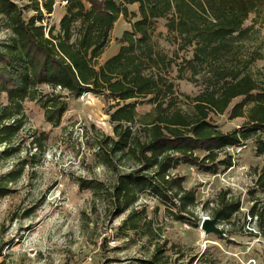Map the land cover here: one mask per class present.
I'll use <instances>...</instances> for the list:
<instances>
[{
    "label": "trees",
    "instance_id": "obj_1",
    "mask_svg": "<svg viewBox=\"0 0 264 264\" xmlns=\"http://www.w3.org/2000/svg\"><path fill=\"white\" fill-rule=\"evenodd\" d=\"M29 1L0 0V13L11 31L0 42V94L7 100L0 119L12 120L3 122L0 142L11 141L20 127L26 99H37L46 122L57 124L67 110L65 97L103 95L112 134L98 139V161L115 173V180L110 187L96 183L90 188L93 194L104 193L113 216L149 193L176 220L189 219L196 226L195 191L172 171L184 163L216 174L232 166V155L224 148L248 141L258 155L264 154V80L253 71L264 56L257 30L245 24L259 14L264 0H62L57 30H46L43 21L56 0ZM132 4L137 11L130 12ZM120 16L130 27L117 38V52L98 63ZM160 19L164 34L157 28ZM159 37L176 46L172 53L160 46ZM175 79L201 88L180 98ZM144 104L146 110L139 112ZM224 113L243 121L223 131L213 115ZM3 151L10 155L9 149ZM253 169L249 192H264V161ZM20 170L0 177V198L10 192L8 183L17 181ZM229 194L228 189L218 192L211 217L230 222L236 215L240 198ZM139 213L131 211L123 228L136 230ZM248 214L264 231V203L252 197ZM164 251V244L158 246L146 263L162 264Z\"/></svg>",
    "mask_w": 264,
    "mask_h": 264
},
{
    "label": "rangeland",
    "instance_id": "obj_2",
    "mask_svg": "<svg viewBox=\"0 0 264 264\" xmlns=\"http://www.w3.org/2000/svg\"><path fill=\"white\" fill-rule=\"evenodd\" d=\"M14 1L23 5L30 2ZM64 4L56 0L53 11L43 14L46 30L49 26L58 29ZM128 8L130 12L137 11V4ZM164 22L160 19L157 23L163 34ZM245 24H253L257 30L264 56V6ZM129 27L120 16L98 63L117 52L116 40ZM10 34L6 18L0 13V42ZM158 42L168 53L176 48L163 38L159 37ZM253 71L257 79L264 80V57L253 64ZM170 74L176 75L175 66ZM175 84L180 98L194 95L201 88L186 79H175ZM41 90L49 88L42 86ZM65 100L67 110L57 124L46 122L37 99L24 100L20 127L11 141L0 142V177L21 168L17 181L8 183L10 192L0 198V264H147L146 260L162 244V264H264V231L248 214L252 197L264 203L263 191L249 192L253 168L264 161V154L258 155L253 142L240 145L232 166L216 174L184 163L172 171L184 176L185 188L195 191L196 226L189 219L176 220L149 193L141 194L130 210L113 216L104 193L93 194L90 188L96 183L110 187L115 180V173L98 161V139L112 134L106 113L108 101L103 95L88 92ZM6 103L5 95L0 94V109ZM146 108V104L138 106L139 112ZM213 119L223 131L243 121L231 119L227 113L213 115ZM3 122L12 120L0 119V128ZM5 149L10 155L3 153ZM127 169V165L122 167ZM224 189L229 190V196L240 198V209L230 222L218 220L223 234L206 235L199 221L202 217L212 218L214 199ZM136 210L142 217L138 228L124 229L123 220Z\"/></svg>",
    "mask_w": 264,
    "mask_h": 264
},
{
    "label": "water",
    "instance_id": "obj_3",
    "mask_svg": "<svg viewBox=\"0 0 264 264\" xmlns=\"http://www.w3.org/2000/svg\"><path fill=\"white\" fill-rule=\"evenodd\" d=\"M199 225L201 230L205 232V234L214 233V234H223L222 228L218 224V218L216 216L210 217H202L199 221Z\"/></svg>",
    "mask_w": 264,
    "mask_h": 264
},
{
    "label": "built area",
    "instance_id": "obj_4",
    "mask_svg": "<svg viewBox=\"0 0 264 264\" xmlns=\"http://www.w3.org/2000/svg\"><path fill=\"white\" fill-rule=\"evenodd\" d=\"M240 150V146H227L224 148V151L230 153L232 155V158L235 157V155H238Z\"/></svg>",
    "mask_w": 264,
    "mask_h": 264
}]
</instances>
